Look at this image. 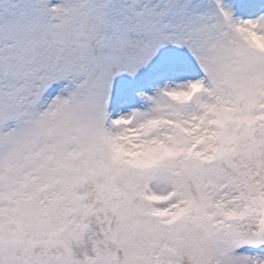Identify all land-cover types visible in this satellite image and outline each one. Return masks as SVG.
<instances>
[{
  "label": "snow or ice",
  "instance_id": "obj_1",
  "mask_svg": "<svg viewBox=\"0 0 264 264\" xmlns=\"http://www.w3.org/2000/svg\"><path fill=\"white\" fill-rule=\"evenodd\" d=\"M0 264H264V0H0Z\"/></svg>",
  "mask_w": 264,
  "mask_h": 264
}]
</instances>
